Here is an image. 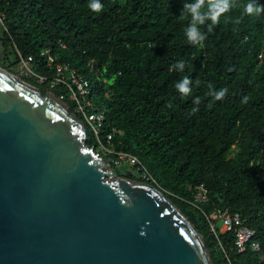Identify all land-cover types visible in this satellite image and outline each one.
<instances>
[{
    "label": "trees",
    "instance_id": "1",
    "mask_svg": "<svg viewBox=\"0 0 264 264\" xmlns=\"http://www.w3.org/2000/svg\"><path fill=\"white\" fill-rule=\"evenodd\" d=\"M89 2L0 0L2 46L15 56L6 71L25 62L49 81L57 65L76 71L90 84V94L77 93L76 101L63 84L21 79L43 95L63 96L85 124L90 148L101 142L137 157L202 236L213 264H264V12L245 11L264 0H231L215 24L197 23L205 39L195 44L185 33L193 17L184 4L196 0H99V12ZM180 61L183 71L174 68ZM185 76L192 81L187 96L175 88ZM224 88L221 100L208 95ZM79 104L103 117L98 136L76 111ZM112 167L119 177L151 184L132 167ZM198 186L208 191L206 203L195 202ZM221 210L239 213L256 231L260 252L239 253L233 234L218 226Z\"/></svg>",
    "mask_w": 264,
    "mask_h": 264
},
{
    "label": "water",
    "instance_id": "2",
    "mask_svg": "<svg viewBox=\"0 0 264 264\" xmlns=\"http://www.w3.org/2000/svg\"><path fill=\"white\" fill-rule=\"evenodd\" d=\"M12 77L0 67V264H213L161 190L108 171L64 102Z\"/></svg>",
    "mask_w": 264,
    "mask_h": 264
},
{
    "label": "built area",
    "instance_id": "3",
    "mask_svg": "<svg viewBox=\"0 0 264 264\" xmlns=\"http://www.w3.org/2000/svg\"><path fill=\"white\" fill-rule=\"evenodd\" d=\"M5 15L0 14V24L4 25ZM48 51L44 55L48 56ZM262 57V56H261ZM50 64L53 63V59L48 57ZM56 75L50 81L46 77L37 75L34 71L31 72V75L36 77L40 83L49 81L50 87L55 88L57 85L63 84L72 92V100H77V93L82 96H87L90 94V84L89 81L83 78H80L76 71H71L69 67L57 65ZM66 72L68 74H66ZM60 100H63V96L60 97ZM87 105L90 106L91 103L87 102ZM76 111L83 116L85 122L91 127L94 133L98 136L99 128L101 127L100 122L103 117L101 115H89L85 108L82 105H78ZM97 121L98 125H94V122ZM112 139V135L108 136V142ZM100 147L104 150L108 160L115 168H120L122 166L132 167L134 173L139 176L142 180L151 183V185H156V180L152 175L146 171L145 167L141 164L139 159L132 154L125 152H117L112 148L104 146L100 142ZM195 202L197 204L206 203L208 201V191L203 186H198L195 189ZM218 222H220L222 229H225L226 232L232 233L234 236V245L239 253L245 252L248 247L256 252H260V245L258 242L254 241L256 236V231L252 228H249L246 225V221L242 218L239 213H232L229 210L218 211ZM212 232L216 235L217 229L216 225H211Z\"/></svg>",
    "mask_w": 264,
    "mask_h": 264
},
{
    "label": "clouds",
    "instance_id": "4",
    "mask_svg": "<svg viewBox=\"0 0 264 264\" xmlns=\"http://www.w3.org/2000/svg\"><path fill=\"white\" fill-rule=\"evenodd\" d=\"M205 5V0H196V3L194 5H190L185 3L184 8L187 9L191 16L193 17V23L192 26L185 29V33L188 37V40L190 43H200L205 39L204 35H201L197 28V23L203 24L206 20H211L213 24H215L219 17L227 12L230 7L232 6L231 0H208V10L205 12L203 11ZM88 7L96 12H99L103 5L99 2V0H90ZM246 13L248 14H259L261 12H264V6H256L253 3H249L246 6L245 9ZM183 17V16H181ZM179 68L180 71H183L185 68V64L183 61H180L176 65H174V68ZM192 81L189 80L187 76L183 77L182 81L180 83H177L175 85V88L184 96H187L191 93L192 89L189 87V84H191ZM211 89V86H209ZM227 89H221L219 92H216L214 90L209 91L208 95L213 96L216 100L223 99L227 94ZM248 97H245L243 102H248ZM199 100L197 99L194 103L199 104ZM199 109L198 107H194L192 109V112L195 113Z\"/></svg>",
    "mask_w": 264,
    "mask_h": 264
},
{
    "label": "rangeland",
    "instance_id": "5",
    "mask_svg": "<svg viewBox=\"0 0 264 264\" xmlns=\"http://www.w3.org/2000/svg\"><path fill=\"white\" fill-rule=\"evenodd\" d=\"M3 33H4V26L0 24V67L2 69H5L4 67H8L15 62V56L12 48H8L7 53H5L1 41ZM12 69H13V75L18 76L20 79L22 78V76L29 77L32 72L29 65L25 62H20L19 64L12 67ZM96 153L99 154V156L104 160V162L106 159H108L102 147L97 148ZM111 169L114 168L113 167L107 168L108 171H111ZM109 180L114 181L115 179L109 177ZM218 226L221 227L220 222H218Z\"/></svg>",
    "mask_w": 264,
    "mask_h": 264
},
{
    "label": "bare ground",
    "instance_id": "6",
    "mask_svg": "<svg viewBox=\"0 0 264 264\" xmlns=\"http://www.w3.org/2000/svg\"><path fill=\"white\" fill-rule=\"evenodd\" d=\"M13 79H15L16 81H20L19 78L17 77H12Z\"/></svg>",
    "mask_w": 264,
    "mask_h": 264
}]
</instances>
